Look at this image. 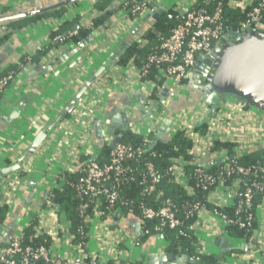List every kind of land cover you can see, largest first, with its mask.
I'll return each mask as SVG.
<instances>
[{"label": "crops", "instance_id": "1", "mask_svg": "<svg viewBox=\"0 0 264 264\" xmlns=\"http://www.w3.org/2000/svg\"><path fill=\"white\" fill-rule=\"evenodd\" d=\"M62 1L65 0H0V17L32 12ZM100 1L77 0L62 6L58 16L34 21L28 20L27 16L9 20V26L2 27L7 32L0 37V73L6 68L14 67L16 75L0 97V167L12 163L23 153L35 127L51 118L57 108L70 99L77 86L105 59L115 52L120 55L118 61L84 97H90L102 89L103 85L100 108L91 116L88 131L83 132V127L78 123L74 124L70 115L46 138L35 155L19 171L18 183L14 188L2 187L0 207L6 205L8 212L4 222H0V253L6 249L13 237L23 232L28 225H31L35 237L48 240L50 254L68 260L67 264H74V258L84 253L96 256L106 264H147L150 258L167 253L169 244L165 239L150 235L144 236L143 240H137L142 236L140 218L135 213L114 215L113 218L105 219L94 217L88 222L84 248L79 249L64 216L58 214V210L50 206L47 199L42 203L45 193L50 195L51 190L59 186L63 173L79 167L80 157H88L84 153L85 145L78 144L79 137L87 139L92 157L96 158V150L103 144L110 145L113 140V137L106 134L109 125L116 130V135H121V141L127 132L146 139L148 135L155 136L157 133L161 126L158 120L168 119V140L179 123H187L184 127L192 126V130L196 128V124L208 112L194 115L201 105L209 109L195 88V71L191 79L189 76L182 80L174 99L163 97L160 93L153 98L148 109L144 106L149 100L150 78H146L145 82L136 78L137 70L145 61L146 52L154 48L162 37L153 29L161 13L172 11L181 14L196 0H147L149 9L144 15L136 18H127L119 12L120 8L106 21L104 29L102 27L96 31L97 35L90 43L73 52L77 44L68 35L78 31L81 24H86L88 29L91 27L90 23H87ZM111 7L114 6L110 5L109 10ZM148 31L155 37L149 42L145 38ZM229 32H226V35ZM52 33H56L55 37L68 38L63 42L55 41ZM132 44L146 49L141 56L135 55L126 65L118 64L126 48ZM24 57L31 61L25 72L23 68L26 64L22 63ZM78 58L79 61L76 62ZM38 63L50 66L51 73L27 84L30 71ZM231 102L227 100L225 104L221 103L219 108L224 109ZM19 104L24 105L19 117L8 125L5 124L1 116L7 118ZM245 108L243 120L247 125H240L238 131L233 133V140L236 141L234 156L229 158L264 150V142L253 138V134L264 129V113ZM95 122L102 125L104 133L101 142L94 137L92 126ZM125 127L127 130L123 129ZM224 134H228L227 127L224 128ZM199 135L198 149L202 158L199 163L205 167L219 166L222 161L216 157L219 151L213 152L212 155V151L204 148V134ZM15 175L13 173L11 176ZM30 195V204L26 205L25 199ZM231 202L228 194L218 189L208 195L207 204L211 207L229 208ZM255 220L257 227L252 233V239L246 242L243 238H232L227 226L211 208L205 207L197 214L191 226L196 241V253L221 257V264H264V197L256 207ZM136 232L139 236H136ZM224 239L227 241V247L233 250L221 255L224 252ZM135 240L138 242L137 246L133 245Z\"/></svg>", "mask_w": 264, "mask_h": 264}, {"label": "built area", "instance_id": "2", "mask_svg": "<svg viewBox=\"0 0 264 264\" xmlns=\"http://www.w3.org/2000/svg\"><path fill=\"white\" fill-rule=\"evenodd\" d=\"M122 2L123 6L119 12L127 16L126 2ZM197 2L198 0L191 3L181 14L178 12L167 14V19L174 21L175 26L169 36L159 38L156 49L147 55L145 62L137 70L136 78L144 82L148 78L150 70L154 71V77L149 80V100L144 106L145 109H148L152 103V93L154 91L157 95L166 91L167 98L174 99L182 80L192 73L197 58H207L212 55L215 43H219V40L226 35L223 6L228 9H238L244 13V17L239 22L241 30L249 28L264 31V26L261 23L264 0H201V5L196 6ZM149 5L148 3V6H135L131 10V15L135 18L144 15L149 9ZM6 32V29L0 28V37ZM75 34L76 32H73L69 36ZM65 39V37L54 38L55 41L59 42H63ZM13 78V71L0 76V95ZM102 95L103 85L102 89L82 100L70 114V120L74 124H80L83 127V132L88 131L91 116L100 108V97ZM244 109H246L245 106L237 101H232L224 109L218 108L215 115L208 122L204 134V148L207 151L212 149L215 142L231 144L236 142L233 140V133L238 131L240 125L241 127L247 125L243 120ZM203 111L206 112L208 109L201 105L194 115ZM164 121L162 119L158 120L161 125ZM186 124L179 123L175 130L186 131V137L192 143L189 154L192 161L197 165L192 176L194 188L189 185L190 177L185 172L186 162L182 159L171 160V164L166 171L170 182L182 188L189 197L195 196L197 190L207 193L205 203L208 202V195L214 190H222L232 200L231 207H234L235 215L244 212V220H231L215 210H213V213L219 217L225 226L237 222L240 229L247 230L255 217L248 213L251 201L255 194H264V163L243 166L237 162L236 157L229 158L226 150L222 149L216 153V157L222 160L221 164L216 170L209 172L205 166L199 163L202 160L198 149L200 135L192 130V126L184 127ZM226 127L227 135L224 134V128ZM238 134L240 137L241 133L238 132ZM253 135L256 141L264 142V129ZM78 144L85 145V155L92 157L87 139L79 137ZM149 151V143L146 140H143L141 145L136 146L129 143H119L110 151L106 162L100 164L95 160H91L85 165L82 175L71 185L72 190L81 201L80 214L83 215L89 207L92 208L93 217H84L85 223H88L94 217L101 218L104 211L111 212L117 208L129 209L135 207L140 218L141 236L154 235L161 239L160 237L163 236L166 230L178 231L179 235H185L182 230L183 221L178 215L179 208L172 200L164 199L158 207L145 204L146 198H149L152 194L155 195L154 202H157L161 197V192L157 189L161 181V175L155 170L152 162L149 161V158L155 157V154ZM139 162L144 163L143 171L137 170L133 166ZM14 174L16 175L9 176L0 182V193L2 187L14 188L18 183L17 177L20 176V172ZM138 179H140L139 182L142 185L141 197L138 201H135V199L124 196L123 192L129 184ZM64 182L62 180L58 185L61 186ZM51 197V195H47L49 205L58 210V206L51 203ZM205 203L199 200L186 201L181 204L180 209L185 215V219H187L193 215L197 216L205 208ZM147 222L152 223V227H147ZM162 239H164V236ZM249 239H252V236ZM84 245V243H79L77 247L83 249ZM133 245H138L137 240L133 242ZM67 263L68 260L52 256L48 246L44 244L38 246L24 245L23 232L13 237L6 249L0 253V264ZM74 263L106 264L99 261L96 256H88L85 253L74 258Z\"/></svg>", "mask_w": 264, "mask_h": 264}, {"label": "trees", "instance_id": "3", "mask_svg": "<svg viewBox=\"0 0 264 264\" xmlns=\"http://www.w3.org/2000/svg\"><path fill=\"white\" fill-rule=\"evenodd\" d=\"M126 2V13L129 18H135V16L131 15V10L135 6L139 5H147L148 3L145 0H101L98 2L95 6V13L93 14L90 21L87 23L91 25V27L88 29L86 28V24H81V28L76 31V34L70 39L74 41V43L78 44L81 40L86 38L88 35H90L92 32H96L100 30L103 25L106 23L108 19H111L116 11L120 9L123 6V2ZM110 5H113L114 7L109 10ZM201 5V0H198L196 3V6ZM149 8V7H148ZM63 7L51 11H47L42 14L37 15H31L28 16L27 19L30 21H34L40 18L48 17V16H58L61 14ZM223 21L226 32L229 31H236L237 29H240L239 22L244 17V13L240 12L238 9H228L226 6H223ZM172 13V11H167L166 13H161L160 17L156 20L154 24V30L158 31L162 37L169 36L171 30L175 26V22L172 20L167 19V14ZM82 23V22H80ZM262 25L264 26V9L262 12ZM5 26H9V22H3L0 23V28ZM241 30V29H240ZM56 33H52V37L55 38ZM69 36V35H68ZM68 36H63L65 38H68ZM145 38L147 41H152L155 37L154 34L151 31H148L145 34ZM158 46V43L154 48H152L150 51H147V55L151 52H153L156 47ZM144 49L146 48H139L136 46V44H132L129 47L126 48L125 53L121 56L118 64L120 65H126L130 59H134V56L137 55L138 57L141 56ZM146 55V57H147ZM145 57V59H146ZM33 60V59H31ZM30 60H27L26 57L22 60L23 64L30 63ZM145 62V61H144ZM142 66V65H141ZM140 67V66H139ZM13 71L14 77L16 75V69L14 67L6 68L5 71L0 73L1 75H5L8 72ZM148 78L152 79L154 77V71L150 70L148 73ZM9 85V84H8ZM7 85V86H8ZM6 89V88H5ZM5 89L2 91V93L5 91ZM1 93V95H2ZM0 95V97H1ZM157 93L155 91L152 93V97L155 98ZM157 98V97H156ZM207 129V125L201 126L200 128L193 129L195 132L200 133L201 135L205 134ZM187 132L186 131H176L168 138L167 143H162L158 141L155 145L153 144L155 140L154 134L148 135L146 139H144L142 136L135 135L132 133H125L123 140L120 143H129L131 145H141L143 143V140H146L149 143L150 147V153H154V158H149V161L152 162L155 170L161 175V181L158 185L157 189L161 192V197L157 202H154L155 195H151L149 198H146L145 204L148 206L158 207L161 205L162 201L164 199H170L176 206L179 208V217L183 221V227L182 230L184 232V236H181L178 234V231H171L166 230L163 233L164 239L168 241L169 246L167 247L166 251L167 253H170L172 255L176 254H183L188 256L189 258L194 260L193 264H221L222 258L218 257L216 255H199L195 251L196 241L193 237V232L191 230V226L193 225L196 215H193L190 218L185 219V215L182 213L180 206L182 203L189 201H202L205 203V199L207 197V193H203L202 191H196L195 196L189 197L186 195V193L182 190V188L178 187L174 183L170 182L169 176L166 174L167 168L171 164L172 159H182L186 162L185 166V172L187 176L190 177L189 185L193 186L194 188V181H193V171L197 167V165L192 161V157L189 154V151L192 148V143L187 139L186 137ZM235 147V144L231 143H220L215 142L213 144L212 149L210 151L217 152L222 149L226 150L228 157L234 156L233 149ZM111 149L109 145L103 144L96 150V158L93 157H80L79 159V167L74 168L70 172H65L62 175L63 180L65 181L64 184L59 186L58 188H54L51 190L50 195L52 196L50 201L51 203L58 206V214H62L64 216V220L67 221L69 225V231L73 236V240L76 243H86L87 237L86 234L88 232V223H85L84 217H93V211L92 208L89 207L83 215L79 212V207L81 204V201L76 196L74 191L71 188V185L75 183L79 177L82 175V171L85 167V165L91 161L95 160L98 163L102 164L107 161L108 155L110 153ZM148 154V153H147ZM146 154V156H147ZM106 159V160H105ZM237 162L240 165L243 166H249L256 163H264V150L255 151L252 153H243L242 155L238 156L236 158ZM135 169H139L140 171H143L144 169V163L139 162L133 165ZM218 166L212 165L210 167H206L209 172H213L216 170ZM140 179L137 181L132 182L128 185V187L124 190V196H128L131 199H135V201H138L141 197V188L142 185H140ZM264 197V194H255L253 197V200L251 201L250 208L248 209V213L255 216V210L258 204L260 203L261 199ZM205 207L211 208L212 210H215L219 213H222L223 215H226L231 220H244V212L239 213L238 215H235V209L234 207L229 208H219V207H211L207 203H205ZM7 207L6 205H3L0 207V222H4L6 215H7ZM127 213H135L136 209L129 208V209H122L117 208L115 211L111 212H103L101 218H113L116 215H123L125 216ZM115 215V216H114ZM152 223L147 222V227H152ZM257 225L255 217L253 218L251 222V226L247 230L240 229L239 226L236 223L230 224L227 226L229 235L232 238H243L246 242H248L250 237L252 236V233L255 231ZM144 237H139L137 240H143ZM48 240L45 241L43 238L35 237V234L32 230L31 225H28L24 231H23V244L24 245H31V246H38L41 244H44L47 246ZM107 264H114L111 262H108ZM122 264V263H117ZM131 264H146L142 262H136Z\"/></svg>", "mask_w": 264, "mask_h": 264}, {"label": "water", "instance_id": "4", "mask_svg": "<svg viewBox=\"0 0 264 264\" xmlns=\"http://www.w3.org/2000/svg\"><path fill=\"white\" fill-rule=\"evenodd\" d=\"M75 1L77 0H65L32 12L11 14L0 17V23L12 19L42 14ZM112 8L113 7H111V9ZM105 27L106 25H103L102 29ZM96 35L97 32H92L86 38L81 40L73 52L85 47L94 39ZM119 55V52H115L109 58L105 59L86 80L77 86L70 99H68L63 105L59 106L51 118L42 121V124L35 127L34 133L28 140L23 153L12 163L0 167V182L7 179L13 173L20 171L25 166L29 159L35 155L38 148L44 143L46 138L70 116L75 107L82 102L85 95L107 73L110 67L118 61ZM60 61L61 60L59 59V62ZM78 61L79 58L76 62ZM199 63L200 65H197ZM29 66L30 64L27 63L23 68V72H25ZM51 71L52 68L50 66L46 67L42 63H38L30 71L27 84L50 74ZM193 71H195V75L197 77V87L195 88L200 93L205 105L209 108L207 114L196 124V128L207 125L210 119L217 112L219 105L221 103L225 104L227 100L237 101L242 106L264 113V31L247 28L229 32L219 40L218 44L214 46L211 56L207 58H197L196 64L192 68V73ZM192 73L190 74V79L192 77ZM161 95L166 97V91H164ZM22 108H24V105L19 104L12 109L10 116L7 118L6 116H1V119L8 125L10 121L19 117ZM169 123V120L166 119L159 127L157 133L155 134V140L153 142L154 145L158 141L167 143L168 140L166 137L170 133ZM92 129L94 137L101 142L104 132L100 122H95ZM123 129L127 130V127ZM106 134L113 137V140L109 145L112 150L121 142L122 137L121 135H116V130L112 127V125L107 127ZM30 185L32 186V183H30ZM47 195L48 194L45 193L42 203H45ZM31 198L32 195L25 199L26 205L30 204ZM37 207L39 209L41 208V206ZM136 236H139L138 232H136ZM162 237L163 236L160 238L162 239ZM222 243L224 252H222L221 255H224L228 250H233L232 248L229 249L227 247L226 239H224ZM184 263L193 264L194 260L186 257L185 255H172L170 253H165L163 255L150 258L147 262V264Z\"/></svg>", "mask_w": 264, "mask_h": 264}]
</instances>
